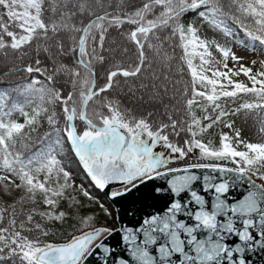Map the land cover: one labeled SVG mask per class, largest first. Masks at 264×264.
I'll return each mask as SVG.
<instances>
[{"label":"snow or ice","instance_id":"snow-or-ice-1","mask_svg":"<svg viewBox=\"0 0 264 264\" xmlns=\"http://www.w3.org/2000/svg\"><path fill=\"white\" fill-rule=\"evenodd\" d=\"M241 117L264 0H0V264H264Z\"/></svg>","mask_w":264,"mask_h":264},{"label":"rangeland","instance_id":"rangeland-1","mask_svg":"<svg viewBox=\"0 0 264 264\" xmlns=\"http://www.w3.org/2000/svg\"><path fill=\"white\" fill-rule=\"evenodd\" d=\"M240 55H246V53L241 50ZM198 63V61H196ZM237 127L241 128L245 138H250L252 140H260L264 136V131L261 130L260 123L255 117L245 120L243 117L238 119Z\"/></svg>","mask_w":264,"mask_h":264},{"label":"trees","instance_id":"trees-1","mask_svg":"<svg viewBox=\"0 0 264 264\" xmlns=\"http://www.w3.org/2000/svg\"><path fill=\"white\" fill-rule=\"evenodd\" d=\"M13 79H15V77H13Z\"/></svg>","mask_w":264,"mask_h":264}]
</instances>
